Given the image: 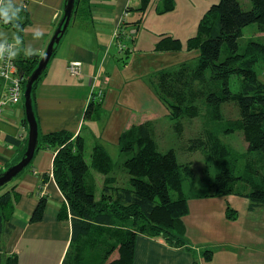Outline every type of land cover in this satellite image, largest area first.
Masks as SVG:
<instances>
[{
	"label": "trees",
	"instance_id": "16d2710c",
	"mask_svg": "<svg viewBox=\"0 0 264 264\" xmlns=\"http://www.w3.org/2000/svg\"><path fill=\"white\" fill-rule=\"evenodd\" d=\"M160 1V13L173 10V0ZM149 3L140 0L136 10L146 9ZM20 8L26 15L27 11ZM89 9V0H75L72 18H87ZM10 24L22 41L25 21ZM249 24H254L253 31L264 34V0H218L200 18L194 35L182 40L161 33L153 46L159 51H197L192 63L183 61L174 68L157 71L154 90L177 130H183V116L198 113L197 99L212 110L213 119L220 117L221 103L235 101L238 116L223 120L222 125L226 132L241 130L247 142L245 150L238 152L206 127L191 137L187 150H199L204 162L213 166L214 174L211 182L198 188L191 186L188 194L183 183L193 175L192 161L180 163L172 148L158 149L151 119L132 124L119 135L117 144L125 156L118 165L127 174V180L121 183L112 172L115 162L101 143L93 145L88 161L86 138L81 133L74 135L67 129L38 133L35 153L42 146L54 150L51 174L65 200L57 216L69 220L71 226L61 264H131L139 234L194 254L182 221L190 197L235 194L246 197L250 209L264 206V80L256 71L257 66L264 67V35L241 43L243 28ZM38 58L35 53L17 57L18 67L24 72L22 83H26ZM45 72L46 68L33 83L32 98ZM93 102L96 104L94 100L88 104L84 117L100 108L98 104L93 107ZM93 171L102 176L98 192ZM5 185L0 187V264H18L17 254L3 247V239L15 229L11 215L19 193ZM46 205L47 195L39 196L30 221L42 220ZM236 216L237 211L227 206L226 217ZM200 253L210 260L213 250L203 248ZM193 259L199 264L196 257Z\"/></svg>",
	"mask_w": 264,
	"mask_h": 264
},
{
	"label": "crops",
	"instance_id": "0c3cea01",
	"mask_svg": "<svg viewBox=\"0 0 264 264\" xmlns=\"http://www.w3.org/2000/svg\"><path fill=\"white\" fill-rule=\"evenodd\" d=\"M22 1L10 0L18 7H23ZM64 1L27 0V14L20 13V18L16 19L26 21L22 41L18 39L13 25L5 24L2 20L0 41L13 43L16 46L15 56L28 53L40 56L62 15ZM151 3L152 0L140 16V12L136 10L140 0H89L90 14L87 18L81 15L70 20L46 65L45 74L34 90V110L41 132L67 129L74 135H85L96 133L99 129V132L106 133L108 136L105 138L111 139L115 145L117 134L128 126L126 121L129 119L115 117L117 109H130L132 106L149 104L147 101H150V104L153 102V89L141 69L144 67L148 71L156 70L160 65H168L163 57L169 61L187 56L190 51L153 50V44L161 33L153 37L150 33L148 45L139 46L136 31V38L132 41L135 48L132 56L136 58L130 63L129 60L125 62L122 58L118 59L112 43L116 20L120 16L125 18L126 28L131 29L133 25L136 27V19L144 17V21L140 22L141 28L145 23L148 24V18H151ZM160 5L159 0L155 2L154 8L158 9ZM145 27L148 29V26ZM72 60L80 61L79 73L75 75L69 74L66 68L67 63ZM99 72L96 84H99L97 87L103 88L102 103L99 105L101 117L108 112L114 113V116L110 115L102 128L95 124L87 126L84 132L86 119H93L95 122L102 119L92 118V114L90 118L84 117V108L88 101L85 99L91 93L93 75ZM5 87L6 80L0 77V98ZM26 137L27 122L23 107L19 103L7 105L0 113V172L20 157ZM53 154L54 150L49 146L40 147L30 165L5 187H14L19 193L11 215L15 229L3 239V247L17 254L18 264H61L69 245L70 221L60 220L57 216L58 209L65 200L50 171ZM41 195H47L44 216L42 220L32 222L30 215ZM248 203L246 197L235 194L188 198V213L182 217V221L191 247L200 253L205 245H215L212 258L204 259L206 264L212 263L216 255H228L227 252H230V261L232 256L237 263L240 258L241 263L247 259L241 247L237 248L240 250L234 251L244 235L246 239L253 237L244 222L248 220L250 224H257L258 221L251 220L252 216L258 215L260 211L264 214V206L250 209ZM227 206L237 211L236 219L226 217ZM262 250L264 251V246ZM193 258L194 254L183 247H170L160 240L138 235L131 264H194ZM230 261L218 262L232 264ZM198 263L201 264V261Z\"/></svg>",
	"mask_w": 264,
	"mask_h": 264
},
{
	"label": "rangeland",
	"instance_id": "374dc122",
	"mask_svg": "<svg viewBox=\"0 0 264 264\" xmlns=\"http://www.w3.org/2000/svg\"><path fill=\"white\" fill-rule=\"evenodd\" d=\"M158 1L159 0H152V3H151L152 7L150 8L152 12L151 18H148V24L145 23V25L142 26L141 28H140V22L141 20L144 21V17L143 19L142 17L136 19L134 21L136 27H134L133 25L131 29L126 28L125 18H121L120 16V18L116 20L113 35H112V43L115 47V51L117 55L119 56V58L117 56L116 57L119 60L120 58H122L125 62L129 60L131 63L134 60V58H136L135 56L134 57L132 56L134 53L133 51L135 50L134 44L132 43V41L136 38V31H138V37L136 41H137V45L139 44V46L148 45V42H150V39H149L150 33L152 37L158 33H162V32L168 33V34H172L173 36H177L181 38L182 40H185L189 36L194 35L196 31V26L200 18L203 16V14L208 9V7L212 5L213 3H216L218 0H173L174 1L173 10H170L166 13L159 12V10L161 9L163 5L162 4L163 1H160L162 2L161 5L159 6L160 8L158 9L154 8L155 2H158ZM26 2L27 0L22 1V6L24 9H25ZM145 10L146 9L140 10V11L138 10L140 12V16L142 15V13L145 12ZM129 11H131V8L129 9ZM158 14H160V16ZM5 24H10V22L5 23ZM25 24H26V21H25ZM124 24H125V27H124ZM145 26H148V29L150 31H148V29H146ZM254 27H255L254 24H249L243 28V31H244L243 36L242 38H240L241 43L249 39V37H252V36L261 37L262 35H264L262 32L253 31ZM4 44H7V50L9 49V55L11 57V59H9V65H13V67L10 70H9V67H6L5 70L7 74H5L4 72L0 73V77L6 80L5 90L0 98V113L7 105H10V104L19 103L24 109L23 92H24V88L26 84V83H22V80L24 78V72H23V77L19 75V71L21 69H19L18 64H17L18 56H15L16 46L10 42L0 41V45H4ZM0 53H1L0 59L7 55V52L4 53L1 51ZM196 56H197V51H190L187 56L179 57L177 59H173L169 61L166 60V57L162 56L163 59L165 60L164 62H167L168 65H165V64H164L165 66L160 65L158 69L156 70L151 69L150 71H148V69L145 70V68L143 67L141 70L146 75V80L148 81L149 85L153 89L152 90L154 94V99L152 100L153 102L150 104V101H147L146 103H149V104H143L142 106H137V107L132 106V108L130 109L127 107L126 108L119 107L116 111V116H115L122 120L129 118L126 121L128 123V126L125 127L123 130L127 129L132 124H138L140 122H143V120L145 119H151V121L153 122L152 132L154 133V138L157 143L158 149L161 151H166L169 148H172L175 151L177 161L180 163L185 162V161H192V167L194 170L193 175L189 178H186V180H184V183H183L184 192H186L187 194L191 191V186L198 188L201 184L211 182L213 180V174H214L213 166L212 165L208 166L204 162L203 154L199 150H193V151L187 150L188 141H190L191 137L197 134V132L199 133L201 130H203L206 127L210 129L211 131H213V133H217V136L220 140L226 142L232 149L237 150L238 152L244 151L247 146V142L244 140V136L241 130L226 132L224 131V125H222L223 120L235 118L238 116V106L235 101H226V102L221 103L219 106V110H218L220 117L218 119L216 118L213 119L211 117L213 115L212 110L206 106L203 100L197 99L198 101L196 100V102H197V107H198V113L195 116H183L181 119L183 130L179 131L175 127L176 125L174 123V120L169 116L168 109L163 104L161 98H159V96L156 94L154 90V83L157 82V76H158L157 71L163 68H167V67L174 68L183 61H190V63H192L193 61H195ZM72 61L73 63L71 65L72 67L71 70L73 71V73L70 72L69 70L70 68L68 69V65H70ZM72 61H69L67 63L66 68L69 74L75 75L79 73L80 61H76V62L74 60ZM256 69H257L256 71L259 74V77L262 80H264L263 65L261 64L260 66H257ZM99 74L100 72L95 73L93 75V81L91 84L92 90L89 96H87V99H85V101L87 100L88 101L84 109H86L88 104L93 100L92 98L96 99L95 100L96 104L101 105L102 103L103 88L101 86L97 87L99 84L98 85L96 84V82L99 80V76H100ZM16 79L20 80V90H19V93H17V100L16 101L4 100L7 93L10 94V91L12 89H13V92L17 91V88L19 86L14 85V82L17 81ZM31 102H32L33 111L35 113V110H34L35 98L34 97L32 98V94H31ZM96 104L93 102V107L97 106ZM100 112L101 111L99 109L92 110L91 117L98 119L99 117H101V114H102ZM110 115L114 116V113L113 114H109V112L106 113L104 116L101 117L102 118L101 121H98V122H95V120L93 119H86L84 122L83 131L86 132L87 126H92L95 124L97 125L98 128H102L106 119L110 117ZM24 116H25V109H24ZM37 128H38V133H39L41 130L39 129L40 127L38 125V122H37ZM96 131H97L96 133H85V135L82 134L86 138L85 140L86 160L88 161L90 160L89 155L91 154L90 151L93 145L95 143H101L105 147L110 157L112 158V161L115 162V166L113 167L114 170H112V172L118 178L121 179V181L119 179L120 183L126 181L127 174L124 173L121 167H119L118 165L121 162V160L124 158L125 153L120 152L119 146L117 144L113 145L111 139L105 138L108 136L106 133H100L99 129H97ZM119 135L120 133L117 134V140L119 138ZM26 141H27V137H26ZM26 141H25V144L23 145V151H25L24 147L26 148ZM30 163H28L25 166V168L29 166ZM93 175H95L96 181L98 182V188L96 190V192H98L99 187L101 185L102 176L96 172H94ZM8 183L5 185V187L8 185ZM217 196H221V195H217ZM262 213L263 212L260 211L258 215L252 216L253 218L251 220L258 221L257 224L253 225V224H250L248 220H245L244 224L245 226L250 228L249 231L252 232L253 237L246 239V236L244 235L243 239H241L239 246L236 247L235 249L233 248L234 251L235 250L238 251L240 249H237V248L241 247L242 248L241 251L243 250V252H245L246 254V258H247L245 259L246 261L244 260L243 263H241V258H240L238 259V263H237L234 260V256L231 257V261H230V257H229L230 252H227L228 255H224V254H219L218 256L216 255L214 258V261L209 264H217V263L219 264L218 261H221V260H227L228 262L230 261L232 264H264V251L262 250L264 246V214ZM142 236L152 238L154 240H160L155 237H149L146 235H142ZM160 241L164 243L162 240ZM213 246L215 245H210V244L209 246L205 245L204 247H202V249L211 248L214 252L215 247ZM170 247H174V246H170ZM199 254L201 253L194 252V257L196 258L198 257L199 258L198 261H201V264L202 263L206 264L204 261V258L200 256Z\"/></svg>",
	"mask_w": 264,
	"mask_h": 264
},
{
	"label": "water",
	"instance_id": "95a60500",
	"mask_svg": "<svg viewBox=\"0 0 264 264\" xmlns=\"http://www.w3.org/2000/svg\"><path fill=\"white\" fill-rule=\"evenodd\" d=\"M75 0H65L62 15L58 24L50 37L44 52L39 56L38 61L30 75L26 78V84L23 92L25 120L27 122V141L24 153L16 161L8 165L0 172V187L11 181L25 166L31 161L38 146V128L35 113L32 108L31 91L33 83L38 79L40 74L46 68V65L54 54L56 45L66 31L68 24L73 15ZM19 75L23 77V71H19Z\"/></svg>",
	"mask_w": 264,
	"mask_h": 264
},
{
	"label": "built area",
	"instance_id": "2783aa9c",
	"mask_svg": "<svg viewBox=\"0 0 264 264\" xmlns=\"http://www.w3.org/2000/svg\"><path fill=\"white\" fill-rule=\"evenodd\" d=\"M9 44V43H7ZM7 44H4V45H0V52H4L6 53L7 52V55L2 57L0 59V73L4 72L5 74H7L6 72V67H9V70L13 67V65H9V59H11L10 55H9V49L7 50ZM1 54V53H0ZM76 62V61H75ZM11 63V62H10ZM73 61L71 62L70 65H68V69L70 70V72L73 73V71L71 70ZM17 81L14 82V85L15 86H19L17 88V91L16 92H13V89L10 91V94L7 93V95L5 96V99L6 101H16L17 100V93H19V90H20V80L19 79H16ZM12 86V85H11Z\"/></svg>",
	"mask_w": 264,
	"mask_h": 264
},
{
	"label": "clouds",
	"instance_id": "9594fccd",
	"mask_svg": "<svg viewBox=\"0 0 264 264\" xmlns=\"http://www.w3.org/2000/svg\"><path fill=\"white\" fill-rule=\"evenodd\" d=\"M21 8L11 3L10 0H0V20L9 23L20 18Z\"/></svg>",
	"mask_w": 264,
	"mask_h": 264
},
{
	"label": "flooded vegetation",
	"instance_id": "af4514ba",
	"mask_svg": "<svg viewBox=\"0 0 264 264\" xmlns=\"http://www.w3.org/2000/svg\"><path fill=\"white\" fill-rule=\"evenodd\" d=\"M93 99V98H92Z\"/></svg>",
	"mask_w": 264,
	"mask_h": 264
}]
</instances>
